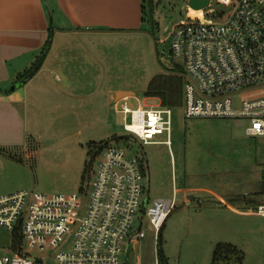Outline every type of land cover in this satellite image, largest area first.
I'll list each match as a JSON object with an SVG mask.
<instances>
[{
	"label": "rangeland",
	"instance_id": "1",
	"mask_svg": "<svg viewBox=\"0 0 264 264\" xmlns=\"http://www.w3.org/2000/svg\"><path fill=\"white\" fill-rule=\"evenodd\" d=\"M145 1L148 7L149 0ZM151 1L154 29L147 8V20L133 38H110L106 42L108 58L103 75L107 81L98 86L99 78L92 77L87 82L91 102L87 100L89 94L82 100L74 94L56 95V90L54 95L33 101L34 107L26 114L25 148L6 149L18 159L0 153V197L27 191L49 197L86 193L89 199L93 170L101 160L99 146L109 141L143 161V200L148 198L149 205L159 198L175 200L161 232L159 249L155 245L156 230L147 215L141 225L145 237L130 241L137 232V215L123 244V264H156V249L166 257L167 264H212L218 243H231L242 251V264H264V221L241 219L202 191L226 198L236 209L257 214V202L264 197V138L237 136L236 130L249 125L244 119L187 118L182 79L179 105L172 107L171 147L145 144L126 132L123 115L115 112L112 102L106 104L108 89L124 88L134 92V96H128L132 108L164 106L160 96L147 97L146 92L151 84L163 86L165 76L184 65L181 57L169 56L170 34L187 15L189 0ZM210 9L227 11L217 0H210L207 7L196 14L190 10V14L213 19L214 15H207ZM179 76L182 78V74ZM166 139V133L155 138ZM210 200L213 203L205 205ZM217 206H222L220 211H212ZM11 241V232L0 228V250ZM26 250L32 257H42L41 264H56L55 249Z\"/></svg>",
	"mask_w": 264,
	"mask_h": 264
},
{
	"label": "built area",
	"instance_id": "2",
	"mask_svg": "<svg viewBox=\"0 0 264 264\" xmlns=\"http://www.w3.org/2000/svg\"><path fill=\"white\" fill-rule=\"evenodd\" d=\"M217 1L227 11L210 9L207 15L215 18L205 20L192 16L189 7L170 34V57H181L184 63L185 115L244 119L247 136L264 138V0ZM129 100L113 104L123 115L124 130L145 144L171 147L173 109L160 104L132 108ZM165 133L166 140H155ZM99 155L89 199L86 193L49 197L27 191L0 197V228L12 234L10 245L0 250V264H41L42 257H32L26 247L57 250L56 264H123V244L138 214L130 241L145 237L141 225L147 215L159 249V234L175 200L159 198L150 205L148 198L143 200L144 163L124 149L110 143ZM257 214L264 216V201L257 205ZM17 237L23 253L13 249ZM158 249L156 264H162Z\"/></svg>",
	"mask_w": 264,
	"mask_h": 264
},
{
	"label": "crops",
	"instance_id": "3",
	"mask_svg": "<svg viewBox=\"0 0 264 264\" xmlns=\"http://www.w3.org/2000/svg\"><path fill=\"white\" fill-rule=\"evenodd\" d=\"M142 6V0H0V149L4 155L18 159L6 149L25 148L26 114L38 97L54 95L56 90V95L74 94L82 100L89 94L87 100L92 101L87 82L92 77L99 78L98 86L107 81L103 75L108 58L106 42L110 38H133L140 32L145 23ZM52 29L53 38L41 68L25 85L12 90L44 51ZM121 91L131 89H108L106 104H114L116 93ZM202 191L241 219L264 221L262 215L241 211L226 198ZM263 201L264 197L257 203ZM212 203L210 200L205 205ZM222 206L211 209L218 212ZM248 245L255 247L252 242Z\"/></svg>",
	"mask_w": 264,
	"mask_h": 264
},
{
	"label": "trees",
	"instance_id": "4",
	"mask_svg": "<svg viewBox=\"0 0 264 264\" xmlns=\"http://www.w3.org/2000/svg\"><path fill=\"white\" fill-rule=\"evenodd\" d=\"M145 3H146V1L143 0L142 10L144 13L143 14L144 15V22L147 20L145 11L148 8L149 9L150 22L153 25V29H154V26H155L154 13L155 12H154L152 1L151 0L148 1V7ZM145 6H146V8H145ZM52 38H53V29L50 32L49 41H48L44 51L42 52V54L38 57L37 61L32 66V68L30 70H28L25 74H23L19 78L18 81H20L21 79L25 78L28 75H32L31 78H33L36 75V73L39 71V69L41 68V66H42V64L46 58V55H47L49 48H50V45H51ZM182 73H183V67L178 66L174 73L171 72V74H168L165 76V79L163 80L164 81L163 86L158 85L157 87H155L153 84H151L148 88V91L146 92V96L147 97L160 96L163 99V102L165 103L164 106H168L170 108L179 105V97L181 95V88H182V82H181L182 78L179 75H181ZM114 139L117 140L118 138L115 137ZM108 144H110L109 141L103 145H100L99 146L100 151L105 146H107ZM2 152H4V151L0 149V153H2ZM99 152H98V154H99ZM163 227H164V225H163ZM162 229H161L160 234H159L160 240H161L160 236H161ZM19 246H21V241H20V237H17L13 241V249L18 253H23V251L21 250V248ZM160 259H161L162 264H167V259L165 256L161 255ZM243 260H244L243 253L236 246H234L230 243H219L216 245V247L214 249L212 264H230V263L242 264Z\"/></svg>",
	"mask_w": 264,
	"mask_h": 264
},
{
	"label": "water",
	"instance_id": "5",
	"mask_svg": "<svg viewBox=\"0 0 264 264\" xmlns=\"http://www.w3.org/2000/svg\"><path fill=\"white\" fill-rule=\"evenodd\" d=\"M210 3V0H189V7L194 9V10H201L205 7H207ZM169 55H173V50L170 48L169 50ZM32 75H28L25 78L21 79L17 83H15L12 87V90H15L23 85H25L30 79ZM128 96H134V92L132 91H121L116 93V101L121 100L122 98L124 99L125 97ZM235 134L237 136H247L244 131L242 130H236Z\"/></svg>",
	"mask_w": 264,
	"mask_h": 264
},
{
	"label": "bare ground",
	"instance_id": "6",
	"mask_svg": "<svg viewBox=\"0 0 264 264\" xmlns=\"http://www.w3.org/2000/svg\"><path fill=\"white\" fill-rule=\"evenodd\" d=\"M196 13H197V11L192 9V14H196Z\"/></svg>",
	"mask_w": 264,
	"mask_h": 264
},
{
	"label": "flooded vegetation",
	"instance_id": "7",
	"mask_svg": "<svg viewBox=\"0 0 264 264\" xmlns=\"http://www.w3.org/2000/svg\"><path fill=\"white\" fill-rule=\"evenodd\" d=\"M170 56V55H169Z\"/></svg>",
	"mask_w": 264,
	"mask_h": 264
}]
</instances>
